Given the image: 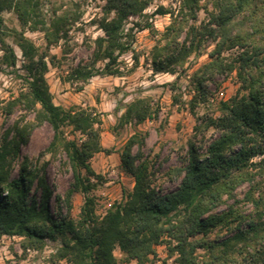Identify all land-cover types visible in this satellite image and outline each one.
<instances>
[{"label":"trees","instance_id":"16d2710c","mask_svg":"<svg viewBox=\"0 0 264 264\" xmlns=\"http://www.w3.org/2000/svg\"><path fill=\"white\" fill-rule=\"evenodd\" d=\"M40 4L41 0H0V22L3 12H13L23 28L42 30L48 46L55 45L65 17L54 20L47 29L37 19ZM148 4V0H108L105 10L112 16L100 23L103 37L95 40L94 55V62L104 63L102 67L78 68L73 75L85 84L94 76L118 74L114 66L129 50L122 42L127 36L125 23ZM200 11L208 18L196 25ZM155 13L169 14L172 21L166 29V43L153 50L154 72L175 74L174 66L196 53L201 43L213 46L209 61L190 75L195 92L192 103L205 102L210 83L217 84V79L235 73L237 94L220 101V115L205 121V129L214 128L216 137L203 154L190 145L184 165L175 170L180 178L177 188L160 194L151 186L148 164L133 154V148L143 146L145 137L130 136L119 167L133 179V187L123 191L121 202L96 218L89 192L91 180L101 177L89 161L95 154L109 153L99 143L100 121L88 109L66 110L53 103L45 80L47 64L42 56L35 59L25 41L20 48L28 60L27 91L8 107L32 111L36 123L6 131L0 142V236L23 238L25 249L60 239L55 257L70 264H118L115 248L124 261L145 264L165 237L170 245L174 243L169 250L176 254L175 264H264V0H180L176 10L158 7ZM234 49L238 50L235 56L224 55ZM10 55L6 62L13 66ZM137 60L134 57L135 64ZM150 118L146 100L139 99L124 109L119 126ZM42 122L54 132L49 150L56 148L62 126H70L84 137L81 143L73 140L62 145L73 177L65 197L67 210L73 193L80 191L85 196L77 221L51 216V191L26 163L16 177L12 175L20 146L29 131ZM35 181L39 197L31 191Z\"/></svg>","mask_w":264,"mask_h":264},{"label":"rangeland","instance_id":"374dc122","mask_svg":"<svg viewBox=\"0 0 264 264\" xmlns=\"http://www.w3.org/2000/svg\"><path fill=\"white\" fill-rule=\"evenodd\" d=\"M107 1L41 0L37 19L45 23L47 29L54 20L65 17L57 44L50 46L42 30L23 28L13 12H3L0 22L3 41L0 43V142L6 131L36 123L32 111L23 106L8 107L27 91L28 60L20 48V44L26 41L36 54L35 59L42 56L47 64L45 80L53 103L66 110L73 107L88 109L100 121L99 143L109 153L95 154L89 161L93 171L101 177L91 180L93 187L89 192L94 215L98 219L112 205L122 201L123 191H131L133 179L118 166V159L130 136L145 137L143 146L133 148V154L148 164L151 186L160 194L170 193L180 182L175 170L184 165L190 145L203 154L217 135L214 128L205 129V121L217 118L220 115L219 102L232 99L239 87L235 73L227 74L217 79V84L208 85L209 94L205 102L192 103L195 92L189 82L190 75L209 61L208 54L213 49L205 42L196 53L174 66L175 74L153 71V50L166 43V29L172 21L169 14L159 15L155 11L158 7L174 11L180 0H148L145 10L129 17L125 23L124 34L127 36L122 42L128 45L129 50L114 66L119 70L118 74L94 76L83 84L73 75L75 70L94 65L102 67L104 63L94 62V55L97 51L95 40L103 37L100 23L112 16L106 14ZM207 18L206 12H198L196 25L206 22ZM183 39L182 35L179 42ZM237 52L234 49L224 55L233 57ZM10 53L15 61L13 66L6 62L11 59ZM134 57L138 59L136 64ZM172 84L174 88L170 87ZM139 99L146 100L151 118L120 127L119 118L124 109ZM53 136L49 124L42 122L34 126L20 146L19 155L12 165V175L16 177L21 165L26 163L27 169L42 177L51 191L48 200L51 216L62 215L77 221L85 196L80 191L73 193L71 208L67 210L65 197L73 177L62 145L73 140L81 143L84 137L70 126H62L56 148L49 150ZM31 191L39 197L36 181ZM22 242L23 238L19 236H0V264H70L55 257L61 247L60 239L46 240L41 248L25 249ZM169 242L165 237L145 264H175L176 254L169 250L174 243L170 245ZM113 255L118 264H136L135 261H124L118 248L114 249Z\"/></svg>","mask_w":264,"mask_h":264},{"label":"crops","instance_id":"0c3cea01","mask_svg":"<svg viewBox=\"0 0 264 264\" xmlns=\"http://www.w3.org/2000/svg\"><path fill=\"white\" fill-rule=\"evenodd\" d=\"M100 153H102V152H100ZM119 164H120V158L118 159V166H119ZM92 168V167H91ZM132 187H133V183H132V185H131V189H132Z\"/></svg>","mask_w":264,"mask_h":264}]
</instances>
